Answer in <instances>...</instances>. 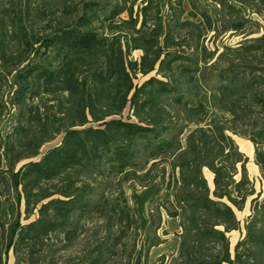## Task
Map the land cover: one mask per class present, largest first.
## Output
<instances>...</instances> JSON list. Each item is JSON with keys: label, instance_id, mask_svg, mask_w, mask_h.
<instances>
[{"label": "trees", "instance_id": "obj_1", "mask_svg": "<svg viewBox=\"0 0 264 264\" xmlns=\"http://www.w3.org/2000/svg\"><path fill=\"white\" fill-rule=\"evenodd\" d=\"M188 1L186 11L183 0H0V125L11 122L0 128V264L10 249L14 264H40L52 236L72 238L74 214L92 207L84 177L93 173L113 176L120 189L153 186L155 205L140 226L120 190L108 208L118 233L75 264H103L140 227L133 264H147L163 241L162 211L180 231L177 253L159 264H264V26L244 16L264 19V0H209L218 18ZM252 21L260 32L226 52L204 43L205 33L244 34ZM221 60L234 64L221 71ZM212 76L230 117L198 99ZM230 134L251 142L260 190ZM248 197L241 224L235 210ZM21 202L23 218L35 216L26 223ZM241 229L231 246L228 234Z\"/></svg>", "mask_w": 264, "mask_h": 264}, {"label": "rangeland", "instance_id": "obj_2", "mask_svg": "<svg viewBox=\"0 0 264 264\" xmlns=\"http://www.w3.org/2000/svg\"><path fill=\"white\" fill-rule=\"evenodd\" d=\"M188 1V0H187ZM184 1L183 7L187 11L190 9V3ZM189 3V4H187ZM200 8H208L210 13L218 18V14L215 12L216 5L209 0H199L197 4ZM124 16V15H122ZM244 16L257 21L262 26H264V19L256 15L255 13H249L247 10L244 11ZM186 18V15L183 16ZM260 32V28L253 23H248L244 34L240 32H225L221 33L216 38H211L208 40V36L211 34L205 33L207 39L205 40V45L209 49H216V55L223 51L224 46L234 47L241 40H249L257 35L256 32ZM180 52L186 53L187 51L182 48ZM139 52H133L132 56L137 58ZM222 57V56H221ZM234 63L231 61L221 60L216 64V67L223 71L224 69L231 67ZM210 64L208 63L205 67V72L209 71ZM249 73L261 70V66L249 65ZM145 77H138L135 82L142 81ZM217 85V80L215 76L204 83L205 90L200 94L199 100L204 102L210 110V114H221L225 117H230L229 113L221 110L217 103V92L214 90ZM196 100L191 101V105H194ZM10 119L4 120L0 128L2 133L7 132L10 129ZM231 135V134H230ZM236 143L238 149L247 157V162L245 164L248 177L254 183L256 191L260 190V173L258 166L253 161V146L251 142L240 136L231 135ZM60 141V136H57L53 141L45 143L40 148V153H44L47 149L55 146ZM24 162V161H23ZM204 176L209 182L210 186L211 175L206 170L203 171ZM85 180L92 187V192L89 195L92 207L89 212L80 213L76 212L72 218V223L70 229L73 231L72 238H64L63 234H56L52 236L47 246L42 251V257L40 264H75L79 258L82 257L83 253L93 244L99 242H106L107 237L115 235L118 233L120 225L115 218H112L109 207L116 200L117 197H121L120 190L123 192V196L126 200L127 205L131 209L132 215L135 216V220L138 225L142 226L146 223L147 214L150 208H154L155 201L152 198L153 186L142 187L135 182H127L117 186L116 179L108 174L99 175L93 173L88 177H84ZM238 178V176H237ZM264 196V194H262ZM261 196V197H262ZM15 200V195L12 196ZM251 197L247 198L245 207L242 211L235 210L236 217L242 224L245 217L250 213L249 211V200ZM23 205L20 204V222L26 223L33 219L35 216H31L29 220L23 218ZM162 223L157 231L159 237L163 240L159 245L152 247L148 253L147 264H159L160 259L166 263L171 256L177 253V246L179 238L176 235L180 231L178 220L174 218H169L162 211ZM14 224V219L6 225L5 238L8 239L10 236L11 229ZM138 230V233L134 229L127 232L126 236L122 239V242L117 247V255L104 260L103 264H133L135 255L139 250V245L143 236V231ZM166 231L167 234L163 235L162 231ZM243 229L240 231H232L228 234L231 246L234 245L236 240L241 236ZM139 234V236L137 235ZM8 264H14V257L11 249L8 251L6 256ZM164 263V264H165Z\"/></svg>", "mask_w": 264, "mask_h": 264}, {"label": "crops", "instance_id": "obj_3", "mask_svg": "<svg viewBox=\"0 0 264 264\" xmlns=\"http://www.w3.org/2000/svg\"><path fill=\"white\" fill-rule=\"evenodd\" d=\"M184 1H185V0H183L182 4H184ZM186 1H187V0H186ZM187 2H188V1H187ZM187 4H189V3H187Z\"/></svg>", "mask_w": 264, "mask_h": 264}]
</instances>
